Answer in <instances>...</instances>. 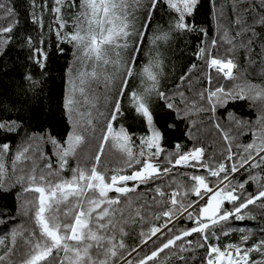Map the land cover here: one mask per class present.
Here are the masks:
<instances>
[{"label":"snow or ice","instance_id":"snow-or-ice-1","mask_svg":"<svg viewBox=\"0 0 264 264\" xmlns=\"http://www.w3.org/2000/svg\"><path fill=\"white\" fill-rule=\"evenodd\" d=\"M160 3L166 4L172 15L167 29L158 25L152 30L153 13ZM209 3L217 35L207 42L202 41L195 55L207 69L216 70L217 83L213 85V77L205 72L209 87L193 90L194 85L190 84L188 90L193 95L186 96L180 90L181 85H177L172 94L160 90L163 61L158 50L139 68L137 58L145 39L158 47L159 42L167 43L172 39L174 33H200L207 37V29L196 23L201 0H148L147 4L144 0H54L51 11L55 13L58 26L55 35L59 44L73 45L74 64H79V68L70 66L68 69L61 104L69 129L58 138L50 129L28 132L25 120H30L32 115L16 119L0 117V137L3 138L0 140V196L16 188L33 194L31 199L17 206V211L29 218L31 226L18 225L0 238V264H170L173 258L188 264L196 257H186L183 253L205 247L203 264H264V228L260 229L261 238L250 245L252 233L249 230L245 234L243 229L239 230L240 244L221 248L209 243V236L216 237L214 230L218 227L224 235L228 234L223 225L230 218L256 219L249 210L250 205L264 216V83L242 78L239 65L233 58L221 56L217 48L218 44H227L226 53L242 48L251 57L258 46L260 51L255 54L264 57V11L252 16L255 3L229 0L232 12L229 17L223 4L218 6L217 0H209ZM32 6H36L35 0ZM259 6L264 8V0H259ZM65 8L69 10V19H65ZM140 8L145 14L137 27L134 13ZM17 16L7 0H0V57L6 54L14 39ZM32 18L34 23H40L35 12ZM69 24L71 30L66 31ZM149 31H152L151 37L147 36ZM26 44L32 50L29 59L41 70V76L46 75L49 52L34 46L31 36L27 37ZM59 44L56 51L62 54L64 49ZM213 50H216L215 55ZM254 62L249 59L250 64ZM198 70V66L192 64L188 74L180 77L181 84ZM134 77L139 78L141 87L129 91ZM24 78L31 85L30 91H39L41 81L34 80L30 73ZM220 79L232 83H219ZM101 84L106 92L115 88L116 99L100 136L96 137L97 116L102 117L104 113L97 107L100 97L93 85ZM125 95L144 121L148 133L139 137L136 151L129 132L123 126L118 130L113 127L118 115L123 114L120 98ZM154 98L163 101V107L181 119L209 114L212 126L223 141L220 145L222 159H217L215 153L207 155L203 146L185 149L177 142L174 151L168 152L162 160L166 137L164 129L158 126ZM236 101H248L249 108L256 109L255 120L228 110L229 103ZM24 103L30 105L31 101ZM218 109L225 111L226 125L216 116ZM9 110L16 109L13 106ZM27 111L35 114V106H29ZM40 112L43 114L42 105ZM195 124L196 121H192V125ZM164 128L174 129L176 123H166ZM21 132L24 138L15 148L11 142H5ZM187 135L191 138L192 134L189 131ZM243 135H250L251 140L239 143ZM92 138L99 139L100 143L96 152L89 154L83 149ZM42 144L52 146L51 156L42 150ZM106 145L119 153L118 166L108 167L102 162ZM52 157H55V165ZM70 160L75 162L74 166H70ZM40 161H45L43 167ZM178 166L202 169L203 174L183 173L190 183L179 182L172 177L173 169ZM65 172L70 175L65 176ZM244 173L247 175L242 181L236 179L237 174ZM163 177H168L167 185L151 187ZM249 183L257 186L256 192L247 191ZM140 185H148L149 191L154 193L150 202L144 199L147 193L137 191ZM19 195L17 193L18 200ZM189 196L197 199H188ZM226 203L232 207L226 208ZM155 206H159V211H153L152 218L163 217L164 222L159 226L152 224L147 231L142 228L140 245L127 251L124 242L127 228L149 222L145 212ZM4 215L12 218L7 208H0V216ZM185 215L194 226L173 231L176 228L173 222H179ZM165 229L171 236L149 254L137 260L127 258L153 237L159 239L158 234L166 235ZM193 234H199L200 240L186 239Z\"/></svg>","mask_w":264,"mask_h":264},{"label":"trees","instance_id":"trees-1","mask_svg":"<svg viewBox=\"0 0 264 264\" xmlns=\"http://www.w3.org/2000/svg\"><path fill=\"white\" fill-rule=\"evenodd\" d=\"M148 0H144L147 4ZM9 6L13 7L18 13L17 20L18 24L14 32L12 33L14 39L12 43L8 46L7 52L3 57H0V117L4 119H16L18 116L27 118L32 115L30 120H25V128L28 132H39L42 129H50L54 135L58 138L63 137L69 129L68 122L63 117L61 104L63 101V93L66 87V80L68 78V69L70 66L74 68H79V64H74V48L72 44L63 43L59 44L58 38L55 35L57 29V24L55 22V13L51 11L54 6V0H35V7L32 6V0H7ZM247 4L255 3V10L251 12L252 16H255L258 12L264 11V8L259 6V0H246ZM223 4L225 6L226 14L231 17L232 12L229 5V0H217V5ZM46 5V6H45ZM65 19H69V10L65 8ZM35 12L40 20V23H34L32 18V13ZM145 10L140 8L135 11L134 16L136 18V24L139 27L143 22V17ZM172 15L169 13L167 5L160 3L157 10L153 13V20L151 24V29L156 30L157 26H161L167 29L169 17ZM247 15V14H246ZM196 23L208 31V36L204 37L200 33H182L173 34V40L165 51L168 52V57H162L163 61V74L160 76V90L168 94H172L177 90V85H181L180 90L185 92L186 96H192L193 92L189 91V85H194L193 90H201L203 88L209 87L207 81L204 78L205 72L213 77V85L217 83L218 74L215 69H207L206 65L202 60L197 59L195 53L197 47L201 45L202 41L207 42L212 37L217 35L216 31V20L212 15L211 4L209 0H201V6L199 11L196 13ZM66 31L71 30V24L65 29ZM259 31V26H257ZM152 31L147 33L148 37H151ZM31 36L33 40V45L38 46L50 54V59L47 62V67L44 70L46 75L41 76V70L33 63L29 57L32 55V50L27 46L26 39ZM42 41V43H41ZM148 39H145L142 45V51L137 58V68L142 67L144 64L148 63L145 59L144 50ZM59 44L60 47L64 49L61 54L56 51V46ZM229 45L225 44L223 46H217L221 56L227 55L233 58L234 61L239 65V74L242 78L250 80L252 83H264V57H259L255 53L260 51L257 46L251 57L245 54V50L238 48L235 52H225ZM171 54V56H169ZM216 54V50H213V55ZM154 56L156 53L153 54ZM249 59L254 60V63H249ZM192 64L198 66V71H194L189 74V79H186L183 84H181L180 77L182 75L188 74V69ZM30 73L34 80L41 81L39 84V91L33 93L30 91L31 85L24 78L26 74ZM197 81H199L197 83ZM119 81H117V84ZM219 83H232L231 81L225 82L222 79ZM94 88L99 92V102L97 107L100 112L104 113V116H97V132L96 137H99L100 130L106 124V117L112 111L113 104L115 103V92L116 89L113 88L111 91L104 89L101 84L99 87L93 85ZM131 81L129 91H131ZM25 100L31 101L30 105L24 103ZM154 109L156 110V118L158 120V126L164 129L165 141L163 147L165 153L162 154L161 159L171 151H174V145L180 142L185 149H191L195 146H203L206 148V154L210 155L215 153L217 159H222L220 156V145L223 141L220 139L219 134L216 132L215 128L212 126L213 122L210 120L209 114L203 113L199 116L193 115L187 119H181L175 113L163 107L164 102L155 99ZM179 101V97H176ZM122 115H118L117 120L113 122V127L116 129L117 126H123L129 134L132 136L134 142V151L137 150L139 144V137L146 135L147 130L144 121L135 113L134 109L129 103L128 96L120 98ZM31 105L35 106V114H30L27 108ZM41 105L43 107V114L40 112ZM13 106L16 110L12 109ZM183 107V105H181ZM228 110L235 111L238 115H242L247 119L255 120L256 109L249 108L248 101H236L230 102L228 105ZM50 113V114H49ZM94 115H97L95 112ZM216 116L221 118L222 124L226 125L228 123L226 119V113L223 109H218ZM176 123V128L168 129L164 128L166 123L170 124L172 122ZM192 121H196L193 126ZM191 132V138L187 133ZM24 138V132L19 134H13L9 137V141L15 148V145L19 144ZM3 138L0 137V140ZM251 140L250 135H243L239 138V143H247ZM99 139L92 138L88 145L83 149L84 152L89 154H94L99 146ZM44 152L51 156L53 151L51 145H41ZM235 150V149H234ZM52 162L55 165V157H52ZM102 162L108 167H116L120 164V155L115 150L110 149L107 145L105 146V153L102 156ZM45 161H40V167H43ZM74 161L70 160V166H74ZM129 172L131 170H128ZM183 173H195L203 174L202 169H193L186 167H176L173 169L172 177L179 182H188L187 177L182 175ZM65 176L70 175L69 172L64 173ZM247 173L243 175L237 174L236 179L242 181L246 177ZM168 177H163L162 180L155 181L151 187H155L158 184L167 185ZM132 182H129L131 186ZM175 187V185H173ZM248 192L254 193L257 191V186L255 184L249 183L246 185ZM169 191V189H165ZM139 193H147L144 197L145 200L150 202L151 196L154 195L153 192L149 191L148 185H140L137 189ZM17 193H19V200L17 199ZM31 193H23L20 188L13 189L12 192L0 196V208H7L9 215L0 216V238L7 235L12 228L23 224L25 227H30V221L27 216H24L17 211V206L23 204L26 199L32 198ZM114 195V194H112ZM188 199H197L195 196H189ZM226 208H231L232 205L226 203ZM249 210L256 215V219H245V220H235L231 219L226 222L223 227L225 231L228 232L224 235L220 228H216L214 231L216 237L209 236V243L218 245L221 248L228 244H240L241 243V232L240 229L244 230L247 234L249 230L252 233V238L248 241L250 245L254 241L261 238L262 233L261 228H264V216L260 215V210L254 206H249ZM159 211V206H155L153 209H149L145 212V215L149 217V222L141 224L136 223L130 225L127 228L128 235L124 237V242L127 245V251H131L132 248L140 245L141 237L140 231L143 228L147 231L148 227L155 224L157 226L164 222L162 217L160 220H155L152 218V212ZM246 212L248 210H245ZM176 228H191L193 222L187 219V216L181 219L179 222L174 221ZM169 228H172V224H169ZM166 235L159 234L160 237H154L149 240L147 244L141 245L136 252H132V255L127 257L130 260H137L140 256L149 254L157 245L161 244L171 233ZM119 239V237H118ZM186 239L192 240L193 242L199 241V234H193ZM202 242V241H200ZM167 251V250H166ZM207 253V248H197L194 252H185L183 255L186 257L195 256L196 259L189 260L188 264H203L204 257ZM127 253H125L126 255ZM162 256L165 254H161ZM170 264H181V262L175 258L172 259Z\"/></svg>","mask_w":264,"mask_h":264},{"label":"rangeland","instance_id":"rangeland-1","mask_svg":"<svg viewBox=\"0 0 264 264\" xmlns=\"http://www.w3.org/2000/svg\"><path fill=\"white\" fill-rule=\"evenodd\" d=\"M136 26H137V24H136ZM138 27V26H137ZM172 40L173 39H170L167 43H165V42H159L158 43V47H154L153 45H151L150 43H149V40H148V42L146 43V45H145V50H144V57H145V59H147V61L149 60V58L150 57H153L154 55V53H156L157 52V50L159 51V53H160V56H162V57H168V52H166L165 51V49H166V47H168L169 46V44H171V42H172ZM165 48V49H164ZM169 56H171V54L169 55ZM162 59V58H161ZM236 71V70H235ZM138 87H141V83H140V80H139V78H136V77H134L132 80H131V89H133V90H136ZM96 90H100V88H98V89H96ZM97 92V94H99V92L98 91H96ZM120 127L119 126H117V130L119 129ZM159 235V234H158ZM154 238V237H153ZM152 238V239H153Z\"/></svg>","mask_w":264,"mask_h":264},{"label":"water","instance_id":"water-1","mask_svg":"<svg viewBox=\"0 0 264 264\" xmlns=\"http://www.w3.org/2000/svg\"><path fill=\"white\" fill-rule=\"evenodd\" d=\"M235 71V70H234Z\"/></svg>","mask_w":264,"mask_h":264}]
</instances>
